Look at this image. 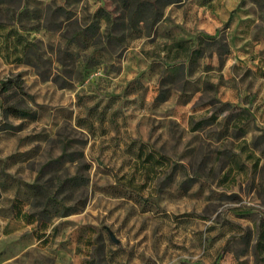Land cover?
Here are the masks:
<instances>
[{
    "label": "rangeland",
    "instance_id": "1",
    "mask_svg": "<svg viewBox=\"0 0 264 264\" xmlns=\"http://www.w3.org/2000/svg\"><path fill=\"white\" fill-rule=\"evenodd\" d=\"M0 264H264V0H0Z\"/></svg>",
    "mask_w": 264,
    "mask_h": 264
},
{
    "label": "trees",
    "instance_id": "2",
    "mask_svg": "<svg viewBox=\"0 0 264 264\" xmlns=\"http://www.w3.org/2000/svg\"><path fill=\"white\" fill-rule=\"evenodd\" d=\"M106 15H108V14L107 13L103 14L104 17H107ZM213 39L215 40L216 38H213ZM178 45L181 46L182 44L179 43ZM11 87H12V81H8V82L4 83L3 88L5 89V91H8L9 89H11ZM8 111L14 116H19V117H22V118L30 117V113L29 112L24 111L22 109H19L16 106L9 107ZM19 211H21V209ZM31 217H32L31 215H29V216L27 215V218L29 219L28 221H30ZM16 219H18V217ZM42 240H44V239H42Z\"/></svg>",
    "mask_w": 264,
    "mask_h": 264
}]
</instances>
